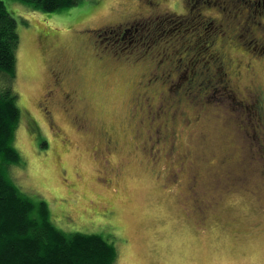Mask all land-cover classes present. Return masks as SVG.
<instances>
[{"label":"rangeland","instance_id":"374dc122","mask_svg":"<svg viewBox=\"0 0 264 264\" xmlns=\"http://www.w3.org/2000/svg\"><path fill=\"white\" fill-rule=\"evenodd\" d=\"M6 1L21 36L15 86L25 114L18 135L25 164L13 176L47 203L56 226L112 234L116 264H264V109L256 98L247 100L249 75L264 90L259 40L205 33L211 27L202 14L163 19L186 12L194 0H81L61 12ZM218 1L227 12L249 7V22L255 12L264 25L263 1L234 0L235 8L231 0ZM176 23L162 35L160 27ZM118 24L127 26L126 40L137 38L130 44L133 62L130 45L120 49L115 41L116 50H108L109 31ZM147 34L156 37L150 45ZM203 40L242 62L239 76L229 69L238 87L207 86L206 102L174 94L159 117L164 137L156 141L155 128L143 119L165 101L155 89L164 86L147 83L154 68L148 60L162 56L152 46L167 44L171 58L164 63L175 76L193 53L201 55ZM250 56L248 75L243 62ZM71 89L75 97L66 96ZM93 205L114 210L96 213Z\"/></svg>","mask_w":264,"mask_h":264},{"label":"trees","instance_id":"16d2710c","mask_svg":"<svg viewBox=\"0 0 264 264\" xmlns=\"http://www.w3.org/2000/svg\"><path fill=\"white\" fill-rule=\"evenodd\" d=\"M19 1L23 2L29 8L41 12H61L68 7L76 5L81 0ZM158 1L159 0H157V2ZM199 1L200 0H194L195 3H193V5L186 2V12L175 13V11H173L175 15L170 12L161 15L163 19L167 18L169 21L170 19L168 18L170 17L175 18L177 16H184L183 18H185L189 15L196 16L197 14H202V16L205 17L204 20H208L206 24L209 23L212 28L209 29L206 25L204 30L205 33L206 30H212V33H215V35L220 32V36L222 37L228 34L227 36L231 37V40H237L236 36L238 38L246 35V38H252L255 41L258 39L260 43L259 46L262 45L260 47L262 51V47L264 46V25H260V21L255 20V12L251 17V23L249 22L248 17L251 15L249 7L246 11L242 8L239 11L233 9V11L228 10L227 12L224 11V8L225 10L227 9L225 7L226 5H221L218 0H202L203 3L198 4ZM223 1L225 0H221V2ZM231 1L235 8L237 4L234 3V0ZM7 4L6 0H0V264H116L119 255V245L116 240L112 241V234L103 231L100 233L82 232L75 230V227L65 229L57 227L52 220L47 203L43 200H35L27 192L25 186L14 179V167L25 164L24 156L18 148L19 128L21 123L24 122L23 118L25 114L23 113L24 109L19 105L20 94L15 86L18 71L17 51L21 36L18 30L17 18L9 10ZM200 6L201 10L197 11L200 9ZM215 6L222 7V11L220 10L222 13L219 12L218 15L211 14V10ZM205 10L210 11V13H205ZM261 10H263L264 14V6ZM158 18L159 17L156 16L153 19L154 23L157 24ZM143 23V25L149 23L147 26H150V23L153 22L147 21V23ZM140 24L141 21L137 26ZM177 24L178 23L165 29L160 27L162 31H165L162 35L165 36L168 29L173 30V28H177L179 26ZM135 27L136 25L132 26L130 31H134L136 29ZM126 28L127 26L122 27L118 24L115 31H109L111 35L109 34L110 38L108 42L110 45L108 50H116L115 45H118V43H114L115 41L120 42L118 47L121 49L130 45L132 39H137L136 37H129L126 40ZM155 28L157 29V27ZM158 32L159 34L161 33L160 31ZM232 34H234V37ZM153 37L152 34L149 39V34H147L146 41H151L148 45L155 42L156 37H154V39ZM158 42L160 44L159 40L157 43ZM203 43H205V47L201 49V51L203 50L201 55L200 51H198L187 58L186 65L190 69L187 70L188 68L186 67V72L184 71L182 75L179 74L175 76L171 73L172 69L165 67V63L168 59L167 57H170L166 56L169 52L167 44L163 43L164 45H160V47H164V49L155 46V43L152 46L153 49L151 46H148L154 51L153 53H162V56L158 61L155 60V63L148 60L150 63L149 65L154 68L151 71V76L147 83H157L155 81L157 80L164 86V89L155 87L160 93L165 94V101L162 105L164 107H162L163 109L157 108L155 111H150L149 114L143 118L145 121H148V125L151 128H155L154 138H156V141L164 137V135H159L161 131L160 126H158L161 122L159 121V117L162 116V112L168 113L169 99H171L174 94L177 95L175 96L176 100L190 95L192 99H204L203 102H206V98H204V89H207V86H216V84L220 83V86L224 87L223 90H234L238 87L235 83L234 76H232L233 72L229 69L234 66L236 72L233 74L236 75L237 73L239 76L242 73V70L239 69V67L242 66V62L227 54L222 46L211 48L213 41L208 42L203 40ZM239 43L242 46L246 45L250 47L245 41ZM131 46L135 45L132 44L129 46L127 49V52H129L127 56L129 57V61L133 62L134 58L132 54H137V52L136 49L135 51L132 50L134 48ZM150 48L147 49L150 51L149 55H151L152 52ZM191 48L192 45H188V49ZM209 49H212L211 52H209ZM146 51L144 50L143 52L145 53ZM110 53L113 54L111 51ZM188 53L189 51H186V55ZM262 56L264 55L262 54ZM253 59L251 60L250 56L248 61L243 62L250 69L248 75L251 69H253L251 67ZM217 64L218 66L216 67L215 65ZM220 67L223 68V74L226 77L222 75ZM206 75L209 76L206 77ZM218 78L219 82L217 83L216 81H218ZM253 78L254 77H251V79ZM251 79L249 75L250 83ZM183 80L185 81L182 82ZM212 81L216 83L211 84ZM202 89L204 92H201ZM74 94L76 95V92H74ZM146 99L147 96L144 97V100ZM166 103L168 104L167 108L165 107L167 106ZM142 104L148 105L150 102H142ZM142 108H140V110ZM169 119H173L171 115ZM36 120L37 119L33 117V120L30 121L36 122ZM141 125L145 128L144 124L141 123ZM93 207L96 208L93 210L96 213L99 211L109 214L108 209L110 207L111 212L114 210V207L111 205H106L102 209L97 208L99 207L97 205H93ZM198 208L201 209L200 207Z\"/></svg>","mask_w":264,"mask_h":264},{"label":"flooded vegetation","instance_id":"af4514ba","mask_svg":"<svg viewBox=\"0 0 264 264\" xmlns=\"http://www.w3.org/2000/svg\"><path fill=\"white\" fill-rule=\"evenodd\" d=\"M262 1L264 2V0H261L260 2H262ZM248 88H250V90L248 89V100L256 98V102H259L261 104V107L264 109V96H263L264 90L261 87V85L258 83L257 79H251V83L249 84ZM73 92H75V90L71 89L70 92H68L69 94H67L66 96L70 95V97H71V95H74V97H75V94H73ZM261 116L263 119L264 114H262ZM263 123H264V120H263ZM204 216H205V214H204Z\"/></svg>","mask_w":264,"mask_h":264}]
</instances>
